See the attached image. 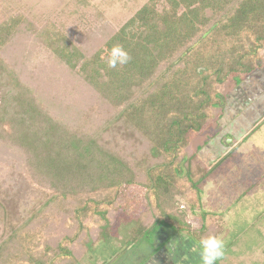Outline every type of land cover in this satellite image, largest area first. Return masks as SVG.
I'll return each instance as SVG.
<instances>
[{"label":"trees","instance_id":"trees-1","mask_svg":"<svg viewBox=\"0 0 264 264\" xmlns=\"http://www.w3.org/2000/svg\"><path fill=\"white\" fill-rule=\"evenodd\" d=\"M77 35L0 19V264H76L119 212L150 237L199 243L213 214L204 186L224 161L200 153L264 65V0H149L119 30ZM117 44L130 60L110 68Z\"/></svg>","mask_w":264,"mask_h":264},{"label":"rangeland","instance_id":"rangeland-1","mask_svg":"<svg viewBox=\"0 0 264 264\" xmlns=\"http://www.w3.org/2000/svg\"><path fill=\"white\" fill-rule=\"evenodd\" d=\"M148 1L0 0V19L22 13L39 24L49 22L70 36H79L82 30L97 29L101 25L119 30ZM223 107L220 134L200 153L202 162L209 166L224 158L205 183L202 194L204 210L213 212L206 236L216 234L225 243V255L218 264H264V120L261 119L264 117V65L229 95ZM258 120L262 121L252 130ZM250 131L255 132L246 138ZM5 167L6 164L1 165L2 178L7 173ZM12 175L13 168L8 178ZM178 203L183 209V203ZM26 206L21 205L23 215L29 203ZM119 213L112 231L88 255L81 258L78 255L76 264H162L163 261L164 264H201L199 243L191 241L188 235L175 234L161 253L160 239L172 237L173 231L162 229L150 237L146 232L140 233L135 218ZM198 218L187 212L186 221L193 228L200 227ZM179 238L182 247H188L194 254L198 252L194 255L195 259L198 257L196 261L187 258L185 262L180 255L179 262H166L165 257L175 253L170 244L178 247Z\"/></svg>","mask_w":264,"mask_h":264},{"label":"clouds","instance_id":"clouds-1","mask_svg":"<svg viewBox=\"0 0 264 264\" xmlns=\"http://www.w3.org/2000/svg\"><path fill=\"white\" fill-rule=\"evenodd\" d=\"M107 64L110 68H116L129 62L130 56L121 45H114L107 52ZM199 258L201 264H216L225 255V243L223 239L215 235L202 237L199 240Z\"/></svg>","mask_w":264,"mask_h":264},{"label":"crops","instance_id":"crops-1","mask_svg":"<svg viewBox=\"0 0 264 264\" xmlns=\"http://www.w3.org/2000/svg\"><path fill=\"white\" fill-rule=\"evenodd\" d=\"M160 231V230H159ZM158 231H156L155 233H154V235L157 233ZM163 237V236H162ZM174 237V235L172 236V237H170L169 238V236L167 235V237H165L164 239L163 238H161L160 239V243H159V245H161L160 246V250H162L161 251V253H164V251H165V247H167L168 245H169V243H170V240L172 239ZM178 243V247L177 246H175L174 244H170L171 245V249L172 250H174V254H172L171 256H167V257H165V259H166V262L168 261V260H171V261H178L177 259V257L178 256H180V255H183L182 257L180 256V258L181 259H183V261H187V258L188 259H194L195 261L198 259V257L195 259V257H194V255H196V253H198V252H196L195 254L193 253L194 251H190V249L188 250V247H182V240L179 238V241L177 242ZM192 250V249H191ZM188 255L190 256V257H188ZM161 256V255H160ZM163 257V256H162ZM179 262V261H178ZM162 264H164V261L162 262Z\"/></svg>","mask_w":264,"mask_h":264},{"label":"water","instance_id":"water-1","mask_svg":"<svg viewBox=\"0 0 264 264\" xmlns=\"http://www.w3.org/2000/svg\"><path fill=\"white\" fill-rule=\"evenodd\" d=\"M206 35H207V34H206ZM206 35H205V36H206ZM228 140H230V138H229Z\"/></svg>","mask_w":264,"mask_h":264},{"label":"flooded vegetation","instance_id":"flooded-vegetation-1","mask_svg":"<svg viewBox=\"0 0 264 264\" xmlns=\"http://www.w3.org/2000/svg\"><path fill=\"white\" fill-rule=\"evenodd\" d=\"M168 261H169V260H168ZM168 261H167V262H168Z\"/></svg>","mask_w":264,"mask_h":264}]
</instances>
